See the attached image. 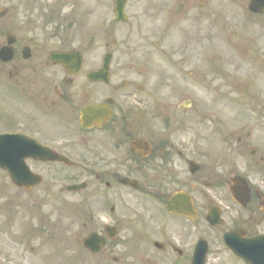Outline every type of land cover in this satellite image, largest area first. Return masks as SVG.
I'll return each instance as SVG.
<instances>
[{
    "label": "flooded vegetation",
    "instance_id": "1",
    "mask_svg": "<svg viewBox=\"0 0 264 264\" xmlns=\"http://www.w3.org/2000/svg\"><path fill=\"white\" fill-rule=\"evenodd\" d=\"M67 1L0 0V116L11 124L0 134L72 163L26 160L84 184L70 193L79 244H101L90 264H221L224 252L245 264L222 246L264 238V12L251 0H91L78 64L31 35L59 24Z\"/></svg>",
    "mask_w": 264,
    "mask_h": 264
},
{
    "label": "rangeland",
    "instance_id": "2",
    "mask_svg": "<svg viewBox=\"0 0 264 264\" xmlns=\"http://www.w3.org/2000/svg\"><path fill=\"white\" fill-rule=\"evenodd\" d=\"M89 4L91 0H78L76 24L68 26L64 21L56 36H53V30L58 22L51 23L45 32L38 31L33 36L49 41V44L51 42L54 47L80 46L85 53ZM93 8L97 7L94 5ZM73 10L71 5L64 8L60 20L70 16ZM95 40H103L101 31L96 33ZM3 125L11 124L7 117L0 116V126ZM41 168L46 179L28 193L13 188L0 171V264H90V255L82 250L78 236L74 239L72 235L80 227L76 224L78 209L72 203L75 198L64 196L66 194L60 190L61 184L67 182L66 178L54 175L55 170L61 171L62 168ZM79 216V221L83 222L85 210ZM216 260L221 264H239L225 255L218 256Z\"/></svg>",
    "mask_w": 264,
    "mask_h": 264
},
{
    "label": "water",
    "instance_id": "3",
    "mask_svg": "<svg viewBox=\"0 0 264 264\" xmlns=\"http://www.w3.org/2000/svg\"><path fill=\"white\" fill-rule=\"evenodd\" d=\"M253 9L259 10L264 7V0H253ZM263 6V7H262ZM262 7V8H260ZM65 56V55H64ZM17 144V141L15 142ZM40 151V149H38ZM39 153V152H38ZM36 155L40 157L39 154L27 152V155ZM0 166L4 167L5 169L9 170L12 178L14 181L19 185H25L27 188L32 187L34 184L40 182V177L33 175L29 172L28 168L24 164L22 158H18L15 156L13 160H8L6 157H1L0 155ZM234 250V249H233ZM235 251V250H234ZM237 255L243 257L246 261H249V257L245 254H241L239 251H235Z\"/></svg>",
    "mask_w": 264,
    "mask_h": 264
}]
</instances>
